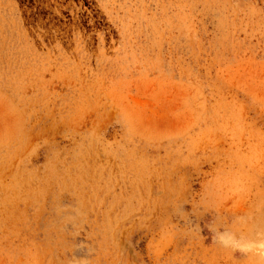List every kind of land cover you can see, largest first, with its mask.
Listing matches in <instances>:
<instances>
[{"label":"rangeland","instance_id":"obj_1","mask_svg":"<svg viewBox=\"0 0 264 264\" xmlns=\"http://www.w3.org/2000/svg\"><path fill=\"white\" fill-rule=\"evenodd\" d=\"M0 264H264V0H0Z\"/></svg>","mask_w":264,"mask_h":264}]
</instances>
